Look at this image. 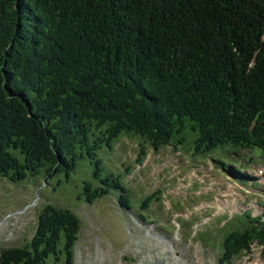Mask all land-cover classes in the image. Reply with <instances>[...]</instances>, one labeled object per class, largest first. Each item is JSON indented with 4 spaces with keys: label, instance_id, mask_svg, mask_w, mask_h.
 Instances as JSON below:
<instances>
[{
    "label": "trees",
    "instance_id": "16d2710c",
    "mask_svg": "<svg viewBox=\"0 0 264 264\" xmlns=\"http://www.w3.org/2000/svg\"><path fill=\"white\" fill-rule=\"evenodd\" d=\"M186 118L205 148L264 156V0H0V179L69 176L78 150L123 131L157 146ZM96 167L87 202L121 188ZM241 222L220 260L264 245V221ZM80 227L48 203L29 240L0 248V264H74Z\"/></svg>",
    "mask_w": 264,
    "mask_h": 264
},
{
    "label": "rangeland",
    "instance_id": "374dc122",
    "mask_svg": "<svg viewBox=\"0 0 264 264\" xmlns=\"http://www.w3.org/2000/svg\"><path fill=\"white\" fill-rule=\"evenodd\" d=\"M123 136H128L130 140L136 139L133 134L123 133L114 139L110 146L103 142L93 157H88L86 153L78 156L74 171L69 176L64 172L45 173L41 168L37 174H28L24 179L15 182L0 179V248L19 246L29 240L36 227L37 214L46 204L51 203L75 211L81 219L73 252L74 264H225L219 263L220 255H216L217 252L210 247L211 242L213 241L212 247L222 251L224 236L238 227L240 223L235 222L245 210H250L252 215L264 212L261 195L254 193L261 198L258 200H255L254 196H248L247 194L254 190L249 185H241L247 184L246 180L239 176H235L234 179L227 174L231 160L226 152L229 146L219 145L212 153L196 152L194 145L197 132L185 124L180 133L174 134V141L182 138L178 146L183 160L181 167L190 171L211 165L214 167L212 173L217 179L214 181L216 190L206 192L210 185L207 184L208 181L201 180L182 191L179 196L175 197V193L170 197L176 206H171L170 202L165 201L162 204V213L157 208L153 213L150 209L143 210L144 215L146 212L149 215L147 221L154 222L151 227L129 209L125 212L121 209L124 207L117 205V196L122 193L119 189L91 202L86 200L83 186L86 181L95 183L93 172L97 170V159L99 173L104 174L109 170L120 172L121 185L129 189V203L132 209L145 194V185L149 184H139L138 177L140 173H145L147 168L134 172L139 167H134L131 158H126L131 144L123 141ZM248 154L247 152L235 154L234 157L249 173L255 174L256 168H264V163L256 164L257 159L245 161ZM122 162L127 164L123 165ZM147 175L150 176L151 171L150 174L149 172L142 174L139 179L148 181L149 178L145 177ZM162 175H165V172ZM260 177H264V174ZM253 183L257 187V181ZM258 187V192L264 194V184ZM223 188L232 190L221 195ZM185 196L186 200L183 201ZM177 199L180 204L177 203ZM230 199H236L238 203L236 200L229 201ZM151 203L157 204V201L154 199ZM193 207L197 214L191 216L194 211L190 209ZM198 208H202L200 212L197 211ZM186 210L187 216L176 217L179 235L183 240H187L184 244L174 238L176 231L171 230L173 226L169 218L171 212L182 213ZM232 215L235 217L231 220ZM245 218L244 213L242 221ZM194 225L197 227L194 228ZM203 229L209 231V245L204 242L205 236L201 231ZM215 239L218 240L217 245ZM245 261V264H264V252L254 244L251 253L233 261L232 264H243ZM52 264H63V257L60 255Z\"/></svg>",
    "mask_w": 264,
    "mask_h": 264
},
{
    "label": "bare ground",
    "instance_id": "6f19581e",
    "mask_svg": "<svg viewBox=\"0 0 264 264\" xmlns=\"http://www.w3.org/2000/svg\"><path fill=\"white\" fill-rule=\"evenodd\" d=\"M124 162H122L121 164H123ZM125 164H127V163H125ZM125 164H123V165H125ZM122 166V165H121ZM126 170V169H125ZM127 171V170H126ZM228 171H229V175L231 176V177H235V176H238V174L236 173V171H237V168H231V169H228ZM125 172V171H124ZM129 174V173H128ZM243 175H239V177L240 178H242V179H244V180H247V177H248V175L247 174H245V171L242 173ZM124 176V175H123ZM127 177V176H126ZM124 179H125V177H124ZM235 179V178H234ZM128 180V179H127ZM131 180V179H130ZM130 182V181H129Z\"/></svg>",
    "mask_w": 264,
    "mask_h": 264
}]
</instances>
